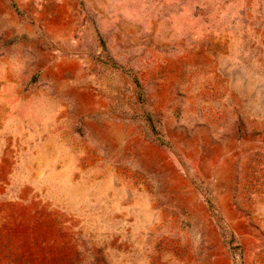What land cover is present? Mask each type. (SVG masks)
Segmentation results:
<instances>
[{
	"label": "rangeland",
	"instance_id": "1",
	"mask_svg": "<svg viewBox=\"0 0 264 264\" xmlns=\"http://www.w3.org/2000/svg\"><path fill=\"white\" fill-rule=\"evenodd\" d=\"M0 264H264V0H0Z\"/></svg>",
	"mask_w": 264,
	"mask_h": 264
}]
</instances>
